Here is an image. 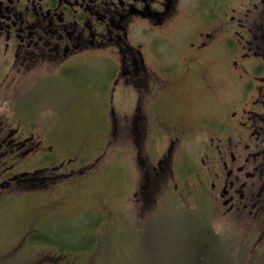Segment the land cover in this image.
<instances>
[{
    "label": "flooded vegetation",
    "instance_id": "af4514ba",
    "mask_svg": "<svg viewBox=\"0 0 264 264\" xmlns=\"http://www.w3.org/2000/svg\"><path fill=\"white\" fill-rule=\"evenodd\" d=\"M100 60L107 93L80 72ZM0 90V211L27 207L18 244L65 216L82 188L65 179L103 121L111 135L124 121L142 194L165 182L264 260V0H0ZM47 105L97 123L48 129Z\"/></svg>",
    "mask_w": 264,
    "mask_h": 264
},
{
    "label": "rangeland",
    "instance_id": "374dc122",
    "mask_svg": "<svg viewBox=\"0 0 264 264\" xmlns=\"http://www.w3.org/2000/svg\"><path fill=\"white\" fill-rule=\"evenodd\" d=\"M80 72L107 93L110 75L101 60ZM6 105L4 102L1 106L0 102V109L4 110ZM25 105L29 107L31 103ZM37 109L43 111L44 106ZM56 113L54 107L47 105L44 121L48 129L61 131L71 124L74 130L86 132L97 123L90 116L65 120ZM122 125L111 135L107 122H102L94 138L95 145L100 147L93 154L82 156L80 163L84 166L65 179L66 184L82 188L64 195L65 216L54 219L46 233H30L18 244L22 235L18 226L28 209L24 205L15 209L10 201H1L8 206L3 205L6 207L0 211V264H178L174 259L178 260L190 225L182 214L178 213L176 219L170 210L195 214L193 202L182 199L178 193L164 195L169 193L165 182L150 186L147 195L142 194L133 155L134 140L138 138L125 135ZM99 201L106 203L108 218L95 212ZM210 217L211 225L231 248L234 264H264L262 258L256 257L255 247L247 244L248 234L243 226L228 223L226 217L217 218L213 212Z\"/></svg>",
    "mask_w": 264,
    "mask_h": 264
},
{
    "label": "trees",
    "instance_id": "16d2710c",
    "mask_svg": "<svg viewBox=\"0 0 264 264\" xmlns=\"http://www.w3.org/2000/svg\"><path fill=\"white\" fill-rule=\"evenodd\" d=\"M170 211L175 214L176 219L178 213L182 214L186 223L190 225L185 241L178 251V260L174 259L175 263L234 264L230 258L231 248L225 244L221 234L215 230L210 221L200 215Z\"/></svg>",
    "mask_w": 264,
    "mask_h": 264
}]
</instances>
